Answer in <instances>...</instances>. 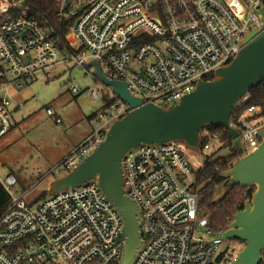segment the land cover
<instances>
[{
    "label": "built area",
    "instance_id": "built-area-1",
    "mask_svg": "<svg viewBox=\"0 0 264 264\" xmlns=\"http://www.w3.org/2000/svg\"><path fill=\"white\" fill-rule=\"evenodd\" d=\"M55 16L65 21L77 53L59 48L47 22L22 13L0 22V136L12 126L9 90L46 80L50 69L73 61L97 60L109 79L125 81L130 94L159 106L177 102L199 79L228 63L251 29L263 30L264 0H55ZM11 7L19 9L17 4ZM26 7L21 9L25 12ZM109 106L97 110L90 133L50 172L75 167L102 140L112 122L130 107L105 86ZM73 93L77 90L71 89ZM90 97L99 100L100 87ZM230 125L239 131L241 156L255 149L264 127V110L235 102ZM46 113L53 114L47 107ZM55 121L60 117L54 114ZM201 150L217 143L205 134ZM188 148L180 140L138 144L121 159L124 188L140 211L142 242L131 264H234L244 243L221 240L225 229H212L199 208V185ZM192 150V149H191ZM194 151V150H192ZM194 151V152H195ZM47 176V175H45ZM0 183L9 203L0 212V264H118L124 236L120 213L96 181L67 188L31 206L17 193L7 172ZM222 245V246H221ZM259 264H264V254Z\"/></svg>",
    "mask_w": 264,
    "mask_h": 264
},
{
    "label": "water",
    "instance_id": "water-1",
    "mask_svg": "<svg viewBox=\"0 0 264 264\" xmlns=\"http://www.w3.org/2000/svg\"><path fill=\"white\" fill-rule=\"evenodd\" d=\"M240 45L241 49L228 63L217 67L211 78L197 80L191 92L167 106L143 104V98L128 92L125 81L107 78L97 60L81 62L80 67L89 70L130 110L112 122L104 138L75 167L49 180L46 196L96 181L122 218L124 246L118 264H131L142 242L139 206L123 186L121 159L131 148L141 143L180 140L199 152L200 130L210 124L228 131L230 150L242 148L239 131L230 125V115L235 102L264 79V28L246 32ZM257 136L261 137L260 144L219 174L227 186L253 187L250 198L220 235L221 240L238 239L244 243L233 257L234 264H259L264 251V127Z\"/></svg>",
    "mask_w": 264,
    "mask_h": 264
},
{
    "label": "rangeland",
    "instance_id": "rangeland-1",
    "mask_svg": "<svg viewBox=\"0 0 264 264\" xmlns=\"http://www.w3.org/2000/svg\"><path fill=\"white\" fill-rule=\"evenodd\" d=\"M22 2L23 0H0V14L11 7V4L15 3L20 7ZM22 15L26 16V13L22 12ZM261 22L264 24V17ZM68 38L73 46H78V39L71 34ZM95 86L101 87L94 82L89 70L75 65L73 61H66L50 69L46 80H35L22 89L9 90L11 101L19 103V107L13 114L16 126L0 139V176L3 178L7 172L13 174L17 178L15 191L22 193L29 190L24 198L32 207L43 199L49 179L64 175L60 171L50 170L68 147L86 131V116L100 105V99L93 100L90 97L89 91ZM73 87L76 88V93L71 91ZM47 104H55L58 108L63 119L61 123L54 122V117L45 115ZM229 151L241 152L240 149L230 150V145L222 147L217 142L211 143L210 148L202 153L186 148V155L195 165L197 162L202 164L205 155L213 152L215 155H226ZM223 192L224 188L220 187L218 195Z\"/></svg>",
    "mask_w": 264,
    "mask_h": 264
},
{
    "label": "trees",
    "instance_id": "trees-1",
    "mask_svg": "<svg viewBox=\"0 0 264 264\" xmlns=\"http://www.w3.org/2000/svg\"><path fill=\"white\" fill-rule=\"evenodd\" d=\"M26 7V15H32L39 21L47 22V26L54 28L57 37L59 38V48H63L68 52L77 53L67 36L68 27L65 21H60L55 16L56 2L55 0H23L21 7L15 9L9 7L5 12L0 14V22L4 17L14 16L22 13L21 9ZM211 74L206 79L211 78ZM97 86H100V105L96 110L87 116L88 120L95 117L97 110L103 109L110 105L111 99L105 96V86L102 85L96 78L94 79ZM246 94H249V103L260 105L264 110V79L258 84V86L249 90ZM236 112L232 111L230 115V121H234ZM202 134V143L206 140L205 134L215 133L217 135L218 142L222 147H229L230 138L228 131L223 127L217 125L205 126L200 130ZM241 156V152L229 151L226 155H215V152L210 155H205L203 158L202 166L195 171L196 181L199 185V199L198 204L200 210L207 215L209 226L217 230L219 228H227L229 222L232 219L233 214L242 209L246 199L250 198L253 187H240L238 184L228 185L226 180L219 176V174L228 169L236 159ZM17 180V178H16ZM223 187L224 192L218 195L219 188ZM46 194H43L42 198H45ZM9 196L0 183V212L9 203ZM264 254V251H263Z\"/></svg>",
    "mask_w": 264,
    "mask_h": 264
},
{
    "label": "crops",
    "instance_id": "crops-1",
    "mask_svg": "<svg viewBox=\"0 0 264 264\" xmlns=\"http://www.w3.org/2000/svg\"><path fill=\"white\" fill-rule=\"evenodd\" d=\"M12 98V97H11ZM14 100V99H13ZM16 100V99H15ZM18 107H19V103H15V101L13 102V105L12 106H10V108H9V117H11V121H12V126H11V128L9 129V130H7L6 132H8V131H10L12 128H14L15 126H16V124H17V122H16V119H15V117H13V114H14V111L15 110H17L18 109ZM47 107L48 108H50L51 110H52V112H53V114H49V113H46V109H47ZM59 111H58V108L55 106V104L53 105V104H47V106L45 107V115L47 116H52V117H54V114L56 115V116H59L60 117V123L63 121V119H62V117L59 115V113H58ZM92 113V112H91ZM89 115V114H88ZM87 115V116H88ZM87 116H86V120H87V123H88V127H87V129H88V131H87V129H86V131L84 132V133H82L81 135H80V137L78 138V140L77 141H75V143H73L70 147H68V149L60 156V158H62V157H64V155L66 154V153H68V151L73 147V146H75V145H77V144H79L80 143V140L82 139V138H84L88 133H89V128H90V120H88L87 119ZM54 120V122H56L55 121V118L53 119ZM5 132V133H6ZM5 133L2 135V136H0V139H2V137L5 135ZM0 143H1V140H0ZM59 158V159H60ZM57 163V162H56ZM52 179V178H51ZM50 180V179H49Z\"/></svg>",
    "mask_w": 264,
    "mask_h": 264
}]
</instances>
